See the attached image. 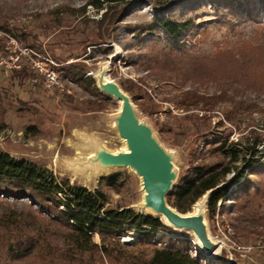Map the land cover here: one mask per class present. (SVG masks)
I'll use <instances>...</instances> for the list:
<instances>
[{
    "label": "rangeland",
    "instance_id": "rangeland-1",
    "mask_svg": "<svg viewBox=\"0 0 264 264\" xmlns=\"http://www.w3.org/2000/svg\"><path fill=\"white\" fill-rule=\"evenodd\" d=\"M172 2L126 0L116 4L114 8L122 14L106 42L91 45L104 11L91 0H0L6 17L0 19V147L17 159L35 161L91 190L104 184L100 183L102 176L115 175L119 186L116 191H108L109 205L159 216L170 228L167 238L182 234L180 240L192 244V253L201 252L202 264H264V234L255 237L238 230L228 216L236 208L252 209L264 216V175L250 167L255 162L264 164V90L256 92L247 80L241 85L242 96H234L229 90L235 102L229 101L216 97L220 92L218 82L191 72L195 57H209L218 65L217 56L228 55L232 60L243 45H264V11L256 0H241V6L237 0L232 4L185 7ZM158 8L178 21L191 22L178 42L153 24ZM22 46L56 63L63 90L44 86L27 57L21 58L18 67H9V55ZM71 64L80 66L84 78L90 76L94 81H79L78 75L71 73ZM225 67L229 68V63ZM96 70L104 71L121 89L131 81L138 84L132 94L122 90L130 98L134 117L150 130L167 155L171 186L200 152L204 136L220 138L227 149L237 152L239 159L232 163L234 167L222 183L233 177L240 178V183L230 185L229 195L218 203L220 207L211 219L205 203L206 232L215 243L210 250L200 249L192 231L171 226L154 211L137 209L143 190L133 170L117 167L94 171L89 149L116 153L123 145L116 128L120 102L97 87L98 78L92 74ZM228 74L223 72L220 80L231 81ZM240 97L245 104L240 103ZM153 103L158 106L151 112ZM229 159L208 157L204 163L227 164ZM86 168L91 170L89 179L85 177ZM248 180L251 189L245 194L239 186ZM232 234L244 246L239 253L226 250L225 242ZM158 235L154 243L165 245ZM135 238L137 233L126 231L120 240L128 245ZM94 240L99 242V237L95 235ZM14 263L8 260L0 264Z\"/></svg>",
    "mask_w": 264,
    "mask_h": 264
},
{
    "label": "trees",
    "instance_id": "trees-1",
    "mask_svg": "<svg viewBox=\"0 0 264 264\" xmlns=\"http://www.w3.org/2000/svg\"><path fill=\"white\" fill-rule=\"evenodd\" d=\"M124 1L91 0L98 10H104L91 45L106 42L122 14L114 7ZM233 1L236 0H173L172 5L232 4ZM237 1L241 6V0ZM256 1L264 11V0ZM244 8L249 10V7ZM157 11L153 24L172 41L178 42L189 31L191 22L178 21L160 13L159 8ZM4 18L0 8V19ZM217 57L220 59L218 65L205 56L191 61L193 75L198 78L206 75L220 84L216 97L235 102L229 90L239 96L241 85L247 80L251 81L256 92L264 90V45H243L232 60L228 55ZM225 63H229V68ZM69 67L72 74L78 75L79 81H94L90 76L84 78L85 71L80 66L71 64ZM225 71L229 72L227 77L232 78L231 81L220 80ZM137 88L138 84L132 81L130 86L122 85V89L130 94ZM239 99L240 103H246L245 99ZM157 106L153 103L149 111H156ZM203 119L208 120L206 116ZM217 156L225 159L229 156L230 159L227 164L204 163L208 157ZM238 159L237 152L227 149L220 138L204 136L200 152L193 156V161L168 191L166 202L179 212L187 213L194 202L208 193L207 212L209 218H213L220 207L218 203L229 195L230 185L240 183V178L234 177L222 183L234 167L232 163ZM255 163L250 167L264 175V164ZM115 178V175L102 176L100 183L104 184L91 190L53 174L35 161L17 159L0 147V263L10 260L15 261L14 264H202L201 252L192 253V244L180 240L182 234L167 238L170 228L159 216L139 213L124 206H110L108 191H116L119 186ZM239 187L248 194L250 181ZM228 216L236 229L255 237L264 234V216L255 210L236 208ZM126 231L137 233V238L128 245L120 240ZM157 234V239H163L165 245L154 243ZM95 235L99 242L94 240Z\"/></svg>",
    "mask_w": 264,
    "mask_h": 264
},
{
    "label": "water",
    "instance_id": "water-1",
    "mask_svg": "<svg viewBox=\"0 0 264 264\" xmlns=\"http://www.w3.org/2000/svg\"><path fill=\"white\" fill-rule=\"evenodd\" d=\"M107 88V93L121 102L116 128L128 144L129 152L119 160L140 176L147 205L163 215L171 226L192 231L201 246L210 250L212 241L207 236L204 215L181 213L166 202V194L172 187L171 163L167 155L151 137L150 130L134 117L130 98L120 86L111 82Z\"/></svg>",
    "mask_w": 264,
    "mask_h": 264
},
{
    "label": "bare ground",
    "instance_id": "bare-ground-1",
    "mask_svg": "<svg viewBox=\"0 0 264 264\" xmlns=\"http://www.w3.org/2000/svg\"><path fill=\"white\" fill-rule=\"evenodd\" d=\"M92 74L98 78L99 88L105 92H108V88H107L108 84L111 83L112 81L105 76L104 71L96 70V71L92 72ZM120 107H121V102H120L119 110H120ZM120 139L123 143L122 149L120 150V152L110 153V152H107L101 148L89 149L88 159H89L90 163L95 165V167H94L95 172L100 173L101 171H104L107 169H112V168H117V167H123V168L133 170V168H131L130 166L123 165L119 160V158L121 156H123L124 154L129 152L127 141L122 137H120ZM85 177H86V179H89L91 177V170L90 169H87V168L85 169ZM139 178H140V176H139ZM140 186H141V189L143 190L141 178H140ZM145 194L146 193L143 190V200H142L141 204H139L137 206V209L139 211H145V210L153 211L152 208L150 206H148L146 203ZM206 196H207V193H205L196 202H194L192 204L190 210L188 211V214H192V215L198 214V213L204 214L205 203L207 200ZM160 216H162V218L164 220H166V218L163 215H160ZM175 228H178V227H175ZM207 236H208V238H210L208 234H207ZM196 241H197V243H198V245L202 251H208L207 249H205L201 246V244L197 240V238H196ZM211 241H212V239H211ZM214 245H215V243L212 241V248L214 247Z\"/></svg>",
    "mask_w": 264,
    "mask_h": 264
},
{
    "label": "built area",
    "instance_id": "built-area-1",
    "mask_svg": "<svg viewBox=\"0 0 264 264\" xmlns=\"http://www.w3.org/2000/svg\"><path fill=\"white\" fill-rule=\"evenodd\" d=\"M12 53L14 55H9V58L11 59V64H9V67H18L20 65L19 62L21 58L27 57L31 61V67L36 71L37 75L42 78L44 86H56L61 90L64 89V86L60 79V75L55 69L56 63L53 60H51L47 56L40 55L39 52L35 51L33 48H27L26 46L17 47L13 50ZM4 61L7 63L6 60ZM67 91L70 92L69 89H67ZM233 234L231 236V239L227 238L225 242L227 245L226 250H228V252L239 253L244 250V246H241V244L235 238H233Z\"/></svg>",
    "mask_w": 264,
    "mask_h": 264
}]
</instances>
